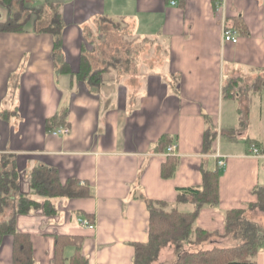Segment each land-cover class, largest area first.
Returning a JSON list of instances; mask_svg holds the SVG:
<instances>
[{
  "label": "crops",
  "instance_id": "0c3cea01",
  "mask_svg": "<svg viewBox=\"0 0 264 264\" xmlns=\"http://www.w3.org/2000/svg\"><path fill=\"white\" fill-rule=\"evenodd\" d=\"M53 1L65 23L60 59L52 33L36 32L33 19L22 31L0 30V154L15 157L21 190L36 197L30 180L38 165L90 189L52 198L54 213L39 207L17 215L35 264H55L58 234L83 235L88 264H134L135 242L149 239L145 198L175 203L178 188L202 182L203 166L218 167L216 151L226 154L218 167L220 202L201 207L196 223L217 233L206 247L232 244L226 210L256 202L254 189L264 183V0ZM6 16L0 6V20ZM226 23L237 42L223 40ZM83 51L93 69L108 68L93 89L77 75ZM54 115L69 134L52 133ZM208 125L216 130L213 152L204 146ZM225 129L228 142L219 137ZM164 134L178 158L169 177L162 174L167 149L158 147ZM12 247L6 235L0 264H12ZM177 249L164 245L154 262L172 263ZM72 251L66 247L67 264ZM256 263L264 264V246Z\"/></svg>",
  "mask_w": 264,
  "mask_h": 264
},
{
  "label": "trees",
  "instance_id": "16d2710c",
  "mask_svg": "<svg viewBox=\"0 0 264 264\" xmlns=\"http://www.w3.org/2000/svg\"><path fill=\"white\" fill-rule=\"evenodd\" d=\"M0 6L7 11L6 18L0 20L1 31H22L33 19L36 32L52 33L54 55L57 60L60 59L65 27L60 2L46 0L35 8L30 0H0ZM62 62L68 72L69 67L65 60ZM107 70V67L93 69L89 56L83 51L77 75L87 79L92 89L100 86L102 76ZM57 117H51L52 121L58 123L57 126L65 124L63 118L60 120ZM215 139L216 130L208 125L204 134L206 151H214ZM172 140L168 134L162 135L158 140L159 149H167ZM168 155L163 161L164 177L172 176L178 164L177 156L170 153ZM202 171V182L199 185L178 188L177 199L173 204L163 199L145 198L150 212L149 239L135 242L134 264H151L158 257L161 248L168 243H173L178 248L173 264H257L256 255L264 246V230L247 211L248 208L256 206L264 211V183L254 189L258 197L256 202L249 203L246 208L226 210L225 234L230 235L234 243L206 247L204 243L217 233L199 226L196 220L201 207L215 206L220 202L219 169L203 166ZM30 181L33 191L38 197H43V200L21 190L20 171L15 157L12 154H0V244L6 235L13 236L12 264H35L31 235L17 227L16 217L19 213H28L41 207L51 214L56 211L52 198L85 196L90 193L89 187L82 185L78 178H68L63 182L54 167L46 165L36 166ZM184 202H191L195 206L191 210H182L179 205ZM8 208H12L10 216L6 215ZM82 241L83 235L58 234L54 249L55 264H67L65 250L68 246L73 247L68 257L69 264H88L87 257L81 250Z\"/></svg>",
  "mask_w": 264,
  "mask_h": 264
},
{
  "label": "built area",
  "instance_id": "2783aa9c",
  "mask_svg": "<svg viewBox=\"0 0 264 264\" xmlns=\"http://www.w3.org/2000/svg\"><path fill=\"white\" fill-rule=\"evenodd\" d=\"M173 3H175V0H172ZM239 39V34L237 33V30L229 24H225L224 25V30H223V40L224 41H230V42H237ZM52 133L54 134H58V135H67L70 133L71 129L69 127V125L67 124H62V125H58L57 127L53 128ZM251 151L254 154L259 153V148L257 146L256 143H251ZM176 150V144L171 143L170 145H168L167 147V153H173ZM215 156L217 157V165L218 167H223L226 164V154H223L219 151H216ZM80 221L85 224L88 225L89 224V219L86 217H82L80 218Z\"/></svg>",
  "mask_w": 264,
  "mask_h": 264
},
{
  "label": "rangeland",
  "instance_id": "374dc122",
  "mask_svg": "<svg viewBox=\"0 0 264 264\" xmlns=\"http://www.w3.org/2000/svg\"><path fill=\"white\" fill-rule=\"evenodd\" d=\"M31 3H32V5L35 7V8H38L40 5H39V3L38 2H33V1H31ZM106 25V24H105ZM104 26V24L102 25V27ZM99 43V42H98ZM229 131L230 130H223V133H221L220 134V138L222 139V141H226V142H228V140H230V135H229ZM232 137V136H231ZM253 209V211L252 212H250V213H248V215L249 216H251L252 218H254L256 221H257V223H258V225L260 226V228L262 229V230H264V211H262L261 209H259V207L258 206H256V207H253L252 208ZM10 210V208L8 209V211ZM214 237V236H213ZM231 242H233L234 243V241L232 240ZM230 244V243H229ZM175 245V244H174ZM172 249V248H171ZM167 250V253H166V255H168L169 256V258H171L172 256V254H171V252H172V250ZM160 253V252H159ZM177 253H175L174 255L175 256H173V260H175L176 259V257H177V255H176ZM159 256V255H158ZM158 258V257H157ZM156 258V259H157ZM166 258H168V257H166ZM155 259V260H156ZM173 260H172V263H168V264H173L174 262H173ZM151 264H159V262L157 261V262H154V260L151 262Z\"/></svg>",
  "mask_w": 264,
  "mask_h": 264
}]
</instances>
